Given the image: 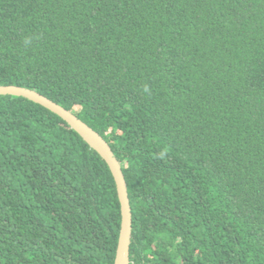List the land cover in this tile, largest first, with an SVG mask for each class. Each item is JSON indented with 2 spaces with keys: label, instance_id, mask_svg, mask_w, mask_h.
Here are the masks:
<instances>
[{
  "label": "trees",
  "instance_id": "1",
  "mask_svg": "<svg viewBox=\"0 0 264 264\" xmlns=\"http://www.w3.org/2000/svg\"><path fill=\"white\" fill-rule=\"evenodd\" d=\"M0 87L121 163L130 264H264V0H0ZM106 161L0 97V264H115Z\"/></svg>",
  "mask_w": 264,
  "mask_h": 264
},
{
  "label": "water",
  "instance_id": "2",
  "mask_svg": "<svg viewBox=\"0 0 264 264\" xmlns=\"http://www.w3.org/2000/svg\"><path fill=\"white\" fill-rule=\"evenodd\" d=\"M0 97L25 98L30 102L47 109L54 115L61 117L106 161L116 181L122 212V224L115 264H130L133 213L129 198L128 185L122 165L116 158L109 143L80 118L35 91L20 87H0Z\"/></svg>",
  "mask_w": 264,
  "mask_h": 264
}]
</instances>
